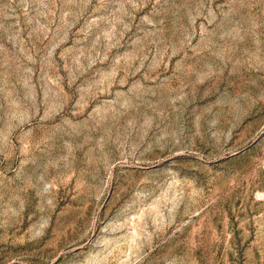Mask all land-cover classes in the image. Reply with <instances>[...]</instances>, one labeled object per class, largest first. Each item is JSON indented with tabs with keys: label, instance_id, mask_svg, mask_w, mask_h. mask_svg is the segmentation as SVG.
<instances>
[{
	"label": "rangeland",
	"instance_id": "obj_1",
	"mask_svg": "<svg viewBox=\"0 0 264 264\" xmlns=\"http://www.w3.org/2000/svg\"><path fill=\"white\" fill-rule=\"evenodd\" d=\"M0 264H264V0H0Z\"/></svg>",
	"mask_w": 264,
	"mask_h": 264
}]
</instances>
